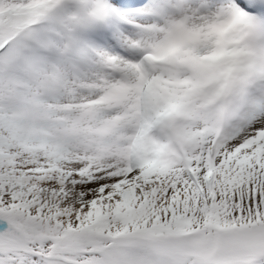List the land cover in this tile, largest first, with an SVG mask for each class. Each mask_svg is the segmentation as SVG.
Instances as JSON below:
<instances>
[{
  "label": "snow or ice",
  "instance_id": "1",
  "mask_svg": "<svg viewBox=\"0 0 264 264\" xmlns=\"http://www.w3.org/2000/svg\"><path fill=\"white\" fill-rule=\"evenodd\" d=\"M0 264H264V0H0Z\"/></svg>",
  "mask_w": 264,
  "mask_h": 264
}]
</instances>
